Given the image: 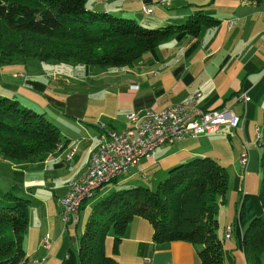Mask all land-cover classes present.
Instances as JSON below:
<instances>
[{
	"label": "crops",
	"instance_id": "crops-1",
	"mask_svg": "<svg viewBox=\"0 0 264 264\" xmlns=\"http://www.w3.org/2000/svg\"><path fill=\"white\" fill-rule=\"evenodd\" d=\"M91 1L88 10L94 8L91 11L131 19L146 28L173 29L196 12L206 18H200L195 35L173 30L126 67L54 62L29 65L21 61L0 64V95L43 114L61 137L60 146L41 161L11 163L0 159V186L8 189L16 184V191L29 200L22 243L24 264H77L76 251L69 253L62 236L66 230L60 235L56 223L61 222L57 200L63 196L66 184L84 171L99 142L98 125L118 132L124 128L125 116L134 110H159L185 100H192L201 111H230L240 121L238 128L232 131V137L229 129L221 127L213 134L161 145L151 159H139L116 178L115 185L144 177L146 171L165 175L194 158H210L219 166L228 160L227 189L217 208L216 235L221 240L223 264H246L241 236L248 221L262 214L257 198V155L250 147L247 152V147L252 145L254 129L257 136L258 125L262 124L263 0ZM143 8L150 9V14L144 15ZM241 94L246 98L244 102L238 100ZM241 144L247 152L244 168L238 163ZM101 189L95 190L78 209L73 229ZM151 233L146 220L134 217L126 224L114 253L111 233L106 234L104 253L116 264H199L189 243L154 244ZM43 234L51 241L49 249L41 246ZM260 261L264 264V251Z\"/></svg>",
	"mask_w": 264,
	"mask_h": 264
},
{
	"label": "trees",
	"instance_id": "trees-1",
	"mask_svg": "<svg viewBox=\"0 0 264 264\" xmlns=\"http://www.w3.org/2000/svg\"><path fill=\"white\" fill-rule=\"evenodd\" d=\"M84 3L85 0H0V64L33 60L97 68L126 67L173 30L195 35L200 18H206L196 12L173 29L146 28L131 19L88 10ZM262 126L264 129V104ZM60 143L57 129L43 114L0 95L1 160L41 161ZM258 169L257 198L262 214L248 221L241 236L246 264H261L264 251V152ZM15 188L11 185L0 193V264L25 261L22 243L29 200L15 195ZM226 189L224 168L204 157L168 170L153 191L137 186L118 189L95 200L77 239V264H116L104 253V238L111 233L114 253L126 224L134 217L149 223L154 244L186 242L193 247L199 264H223L216 215Z\"/></svg>",
	"mask_w": 264,
	"mask_h": 264
},
{
	"label": "built area",
	"instance_id": "built-area-1",
	"mask_svg": "<svg viewBox=\"0 0 264 264\" xmlns=\"http://www.w3.org/2000/svg\"><path fill=\"white\" fill-rule=\"evenodd\" d=\"M156 1L162 3V0ZM141 11L144 15L150 14L148 8ZM261 19L264 26V0ZM245 99L244 94L238 97L242 102ZM239 122L226 109L201 111L192 100H185L159 110H134L125 116L124 128L118 132L106 130L102 124L98 125L101 130L99 142L90 153L84 171L77 179L66 184L63 196L57 200L58 215L63 227L77 223L81 203L88 200L95 190L108 185L105 184V177H113L115 180L139 159H151L156 148L161 145L213 134L221 127L235 130ZM254 132L256 136L255 129ZM246 161V147L241 144L238 163L244 168ZM224 237H228V228ZM41 246L44 249L50 248L47 235L42 237Z\"/></svg>",
	"mask_w": 264,
	"mask_h": 264
},
{
	"label": "rangeland",
	"instance_id": "rangeland-1",
	"mask_svg": "<svg viewBox=\"0 0 264 264\" xmlns=\"http://www.w3.org/2000/svg\"><path fill=\"white\" fill-rule=\"evenodd\" d=\"M92 3L93 2L91 0H86L84 3V7L86 9H89V7L92 6L91 5ZM91 10H94V8H92ZM37 62L38 61H33V60L25 61V63L29 64V65H34V63H37ZM232 131L233 130L228 131L230 137H232L231 136L233 133ZM249 147H250V149H253L255 154L257 155V163H258V168H259V159H260L261 154L264 152V129H263L262 124L258 125V134H257V136H253L252 145L247 147L248 148L247 152L249 150ZM227 162H228V160H226V162H224V163H220V165L222 166V168H224L225 171L229 172L227 167H225ZM144 175H145L144 177L136 176V177L132 178L131 180H129V181H127L121 185H115V182H114V183L103 186L102 189L98 192V194L94 195V197H96V199H94V197L92 198L93 202L91 201L92 202L91 205L95 202V200L102 198L103 196L110 194L111 192L118 190V189H127V188H131V187L140 186V187H144V188H147V189L153 191V190H155L156 185L166 177V174L165 175H159L158 171H154V173H152L150 171H146L144 173ZM0 176H2L1 171H0ZM10 176H11V174H9L7 178H10ZM0 181H1V178H0ZM0 185H2V183H0ZM14 185L17 186L16 184H14ZM0 188H1L0 193H5L6 191H8L7 188H2L1 186H0ZM103 191H106V193L100 195V193ZM14 194L18 195V196H22V197L25 196V195H22L21 192H17V191H15ZM92 194H94V193H92ZM91 205L88 209L84 210V213L80 214V217H79L80 221H79V224L76 226L75 229H73L72 225L70 226L69 224H67L66 228H64L63 224L61 222H59L58 220L56 222V223H58L60 235L66 230L62 236H63L64 240L66 241V244L68 246L67 250L69 251L70 254H73L74 250L76 251V243H77L76 240L79 238V236L82 232L83 222L86 219L85 216H87L88 212L90 211ZM44 235L45 234H43V237H44ZM48 240H49V238H48Z\"/></svg>",
	"mask_w": 264,
	"mask_h": 264
},
{
	"label": "bare ground",
	"instance_id": "bare-ground-1",
	"mask_svg": "<svg viewBox=\"0 0 264 264\" xmlns=\"http://www.w3.org/2000/svg\"><path fill=\"white\" fill-rule=\"evenodd\" d=\"M256 133H257V130H256ZM112 181H113V177H105V184H110ZM77 221H78V218H77Z\"/></svg>",
	"mask_w": 264,
	"mask_h": 264
}]
</instances>
